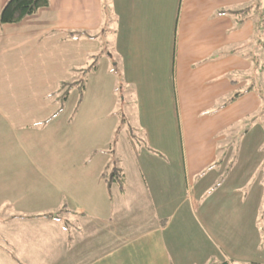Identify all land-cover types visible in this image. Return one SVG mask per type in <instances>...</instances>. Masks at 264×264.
I'll use <instances>...</instances> for the list:
<instances>
[{"label":"crops","instance_id":"crops-1","mask_svg":"<svg viewBox=\"0 0 264 264\" xmlns=\"http://www.w3.org/2000/svg\"><path fill=\"white\" fill-rule=\"evenodd\" d=\"M255 1L48 0L18 23H0L2 123L11 131L62 127L68 110L65 120L76 127L63 140L68 151L44 160L57 169L37 174L40 189L26 172L28 194L8 205L18 213L9 229L52 226L34 246L45 243L51 261L25 262L264 264L244 258L240 246L235 253L212 248L213 236L232 246L245 239L249 224L264 223V72L246 91L256 74L247 56L258 43ZM101 30L109 35L106 53ZM106 63L110 88L74 86ZM117 84L133 98L144 137L139 148L131 149L128 137L123 146L111 141L121 132ZM102 92L109 98L86 103ZM94 125L103 129L98 137L95 128L83 133ZM113 147L123 149L120 169L111 164ZM246 162L252 168L243 169ZM54 210L62 211L60 219Z\"/></svg>","mask_w":264,"mask_h":264},{"label":"rangeland","instance_id":"rangeland-1","mask_svg":"<svg viewBox=\"0 0 264 264\" xmlns=\"http://www.w3.org/2000/svg\"><path fill=\"white\" fill-rule=\"evenodd\" d=\"M107 0H105L106 2ZM255 4L259 5L261 4V9L259 12H255L254 16L256 19V27L260 28V32L258 35H256V39H260L258 42V50L259 53L264 52V0H259L255 1ZM106 26L103 27V29H107L109 27L108 22ZM102 42L104 45V53L107 52V48L110 46L109 45V35L101 30L99 33ZM259 62L264 61V54L261 56V54L258 56ZM96 63V62H95ZM111 63V62H110ZM111 64L106 63V65H99L98 68L101 69L100 73L97 74V76H91L92 72L90 73L88 79H85L80 77L77 80H74L75 86L79 85H86L87 88H104L108 87L110 88V81L105 80L106 71L104 69L110 68ZM112 68V67H111ZM108 70V69H107ZM116 71V70H115ZM250 81L255 82L258 84V80H255L254 77L249 78ZM116 82V81H115ZM70 83V82H69ZM68 83L67 86H65L64 91L70 86ZM119 83V82H118ZM85 86V87H86ZM76 90V89H75ZM74 90V91H75ZM114 90L116 91V99L117 102L120 103L119 111L115 112L116 114H120V120H119V125H120V134L117 135L116 137L114 136L111 141L113 144L121 145L123 146L124 138L128 137V141L130 142V148H139L140 145H142L144 137L141 135L139 132V127L137 124L134 122L133 118V113H132V106H133V98L129 95L128 89L122 85L117 84L114 87ZM63 91V92H64ZM77 93V92H74ZM99 96L103 98L108 99L109 95L107 93L102 92L101 95H97L93 93V99L90 98L86 103H93V100L95 101L96 99H99ZM77 100V98H74ZM68 102L67 106H69ZM73 105V103L71 102ZM130 112V113H129ZM66 114L68 115V110L66 111ZM60 115H63L60 114ZM59 115V118L61 117ZM67 115H63L62 121H59L60 124L63 123L62 127L59 126H54L53 122L50 124L46 123V125L41 124V125H35L29 129H23V130H18V131H11L7 128L5 124L2 123L0 120V176H3V179L7 176H14V181L13 182H4L0 183L1 188H3L4 192H0V198L2 197L8 203H4L5 209V215L0 214V227H2L3 218L6 216V220L4 221V225L2 227V231L0 230V264H28V261L25 262V260L30 259H36L34 263H40L46 262L49 263L51 261L49 255H47L48 248L46 247V244L41 241L40 245L42 246L41 250L36 251L34 246H38V244H35V239L38 237L39 232L40 236H45L47 235V231L51 230L52 226H43L39 227V229H35L37 227L35 224L31 226H27V230H24L22 233L24 234V237L22 236V233L18 230L19 228L16 229H9L11 228L12 224L16 226V219L18 216V213L14 211L11 206L12 199L15 197H22L26 196L28 194V189L25 188L27 181H23V175L25 173H32L34 175V179L29 180V184L35 188V190L40 189V183L41 179H39V175L42 172V170L45 171H51L53 168L51 167V163L45 162L44 160L47 159V157L50 156H55L61 152H66L68 151L67 146L65 143H63L64 138L70 137L71 133L73 131H76V127L74 121H71V124L68 125V121L65 120ZM52 124V125H51ZM48 125V126H47ZM51 125V126H50ZM117 125V124H116ZM95 127L92 128H87V127H82L83 133L91 131L93 128H95L96 136L98 137L99 134L97 133V129H100L101 133L103 131L102 127L98 125H94ZM98 148L103 147V145H98ZM114 148V147H113ZM130 149V150H131ZM259 147L257 148V150ZM135 150V149H134ZM122 151L123 149L119 148H114V155L112 157V162L111 164H114L120 169V161L122 156ZM131 153L129 154L128 158H130ZM49 164V165H48ZM46 165L48 167L44 168ZM242 168H252L250 166V162L243 163ZM57 168H54L53 171H55ZM113 172H116L114 169H112ZM121 185H125L123 182H118ZM12 187H14L13 192L11 191ZM14 193V194H13ZM30 194H33L32 191H30ZM38 194V192H37ZM53 201L54 203H57V200H59V195L58 194H53ZM3 205V207H4ZM0 206V209L3 208ZM262 211H264V206ZM37 212V211H33ZM51 213H57V218L60 219L62 217V211L54 210L50 211ZM40 214H46L47 212H38ZM38 213H33V214H38ZM24 215H31V213H27ZM48 215V214H47ZM52 217V216H51ZM5 218V217H4ZM20 217H18L19 220ZM29 218V217H27ZM25 218V219H27ZM42 218L40 215L37 217ZM37 218H30V219H37ZM23 220V218H22ZM30 220V221H32ZM13 221V222H12ZM28 221V222H30ZM27 222V221H26ZM53 224L52 222H50ZM18 224L17 226H19ZM264 223H258V224H249L247 226L248 231L246 233L245 239L242 242H237L233 244L232 246L227 244V242L224 240V237L222 236L221 238H218L217 236L212 237V248L213 252H219L223 253L224 251L232 250V253H235V250L238 249L236 246L243 247L242 251L239 254H246L244 258L247 259H252V258H264L262 257L264 255V250L259 251L257 250L256 246V240L258 239V233L259 231L261 232L262 236V244H264ZM7 229V230H4ZM25 228V229H26ZM56 229V226H55ZM37 231V232H36ZM50 233V232H49ZM48 233V234H49ZM29 236V238H28ZM22 238H24V242L22 241ZM261 238V237H260ZM38 241V240H36ZM35 244V245H34ZM47 248V249H46ZM91 258V256H86L84 259L85 262L87 259Z\"/></svg>","mask_w":264,"mask_h":264},{"label":"trees","instance_id":"trees-1","mask_svg":"<svg viewBox=\"0 0 264 264\" xmlns=\"http://www.w3.org/2000/svg\"><path fill=\"white\" fill-rule=\"evenodd\" d=\"M49 5L48 0H6L4 6L0 10V23L1 24H7V23H18L23 18L30 16L31 14L37 12L43 7H47ZM249 10V9H248ZM248 10H245V12H248ZM258 35L260 32V28H256ZM253 39V38H252ZM254 40V39H253ZM260 39L257 38V42H259ZM242 50V48H240ZM247 53L248 58L250 59V62H252L254 67V73L258 74L254 76L255 80H258V84L260 83L261 78H263V72H264V61L259 62L258 56L261 54V56L264 54V52H260L258 50V43L256 47L251 48L248 50ZM252 82V81H251ZM255 82H252L251 86L246 89V91H250L252 87H255V85L258 86ZM75 86V83H74ZM82 89L84 88V85H79L77 88ZM65 87L62 89L64 90ZM81 94L82 91L80 90ZM241 92H237L235 95L231 96L230 100H234L241 96ZM219 264H228L226 261L219 263ZM248 264H260L256 262H251Z\"/></svg>","mask_w":264,"mask_h":264}]
</instances>
